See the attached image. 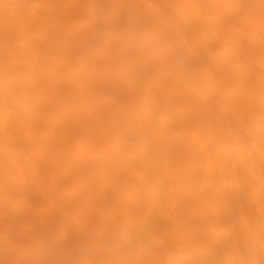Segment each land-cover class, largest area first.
<instances>
[{"label":"bare ground","instance_id":"6f19581e","mask_svg":"<svg viewBox=\"0 0 264 264\" xmlns=\"http://www.w3.org/2000/svg\"><path fill=\"white\" fill-rule=\"evenodd\" d=\"M0 264H264V0H0Z\"/></svg>","mask_w":264,"mask_h":264},{"label":"rangeland","instance_id":"374dc122","mask_svg":"<svg viewBox=\"0 0 264 264\" xmlns=\"http://www.w3.org/2000/svg\"><path fill=\"white\" fill-rule=\"evenodd\" d=\"M118 27L121 29L120 31H124V30H125V27H124L123 25H120V24H119V25H117V29L119 30V28H118ZM124 33H125V31H124ZM214 55H215V54H214ZM216 55H217V53H216ZM27 124H31V123L27 122ZM25 126H27V125H25ZM27 127L29 128L30 126H27ZM28 128L26 129V127H24V129H25V130H28V131H29V129H28ZM31 171H33V170H31ZM70 184H72V183H70ZM70 184H68L69 186L67 185V186H68V188H67V186H66V188L68 189V192H69V193H71V192H75V187H74V184H72V185H73V187H71L72 185L70 186ZM69 187L73 188V190H74V191H72V190L70 189V190H71V192H70V191H69ZM25 226H26V227H25ZM25 226H24V229H25V230H26V229H29V228H27V227H28V225H25Z\"/></svg>","mask_w":264,"mask_h":264}]
</instances>
